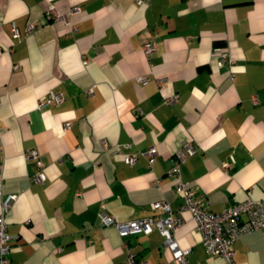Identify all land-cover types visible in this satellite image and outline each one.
<instances>
[{"label": "crops", "instance_id": "0c3cea01", "mask_svg": "<svg viewBox=\"0 0 264 264\" xmlns=\"http://www.w3.org/2000/svg\"><path fill=\"white\" fill-rule=\"evenodd\" d=\"M49 3L73 28L46 15ZM143 39L157 44L149 58ZM217 49L232 61L218 65ZM50 92L62 101L39 107ZM188 141L194 153L180 179L203 208L264 203V0H0V213L15 195L5 213L9 264H125L128 255L176 264L157 230L120 236L98 223L102 206L123 222L151 215L155 201L181 219L174 237L189 248L186 264H230L206 252L168 174ZM233 250L231 264H264V229Z\"/></svg>", "mask_w": 264, "mask_h": 264}, {"label": "built area", "instance_id": "2783aa9c", "mask_svg": "<svg viewBox=\"0 0 264 264\" xmlns=\"http://www.w3.org/2000/svg\"><path fill=\"white\" fill-rule=\"evenodd\" d=\"M148 0H136L138 4H145ZM71 13H78V7H70ZM46 15L56 21L63 20L64 23L73 28V22L65 18L64 13L60 12L53 3H49L46 9ZM19 31L12 27V37L17 38ZM157 49V44L153 39L142 40V50L149 58ZM213 55L217 58L218 65H221L228 58L225 50L217 49ZM138 81L145 84L147 79L145 77H138ZM162 83L163 81H159ZM176 100V95H171L165 98L167 103H172ZM60 103L62 95L59 93L50 92V94L42 99L39 107L45 106L50 102ZM70 126L68 121L63 123V129ZM103 146L106 143L102 142ZM130 147L129 143L118 146L116 152H123L124 149ZM155 148L150 147L144 154L148 159V164L151 165L155 158ZM194 153V147L191 142H185L183 147L175 152L173 158V165L168 171V174L174 180V190L176 193H181L184 198L183 207L187 210L194 222L195 229L201 235V242L209 255H219L225 259L226 262L232 263L234 254L233 246L235 241L245 233L253 230L264 229V203L255 201L251 198L233 205H228L221 212H212L203 208L199 200L195 197V190L191 183L183 182L180 179V166L185 159ZM28 157H36V151L28 153ZM136 160L134 154H125V162L133 164ZM38 164H40L38 162ZM44 174L39 171L33 180L42 182ZM15 198V195H7L2 201V210L0 213V264H9V259L6 257L10 250V237L7 234V223L5 222V213ZM152 214L146 217L137 219H130L127 221H118L112 215L108 214L104 207L98 214V223L101 226L116 227L120 236H125L130 233L142 232L148 234L154 229L157 230L163 237V245L170 251L176 264H186V257L189 253V248L179 247L174 234L181 224V219L174 217L170 205L165 201H155L150 205ZM134 258L128 255L125 264H133ZM146 264V263H142Z\"/></svg>", "mask_w": 264, "mask_h": 264}]
</instances>
